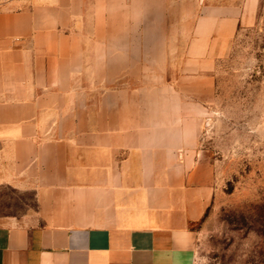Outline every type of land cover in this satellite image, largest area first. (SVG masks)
<instances>
[{
	"label": "crops",
	"instance_id": "0c3cea01",
	"mask_svg": "<svg viewBox=\"0 0 264 264\" xmlns=\"http://www.w3.org/2000/svg\"><path fill=\"white\" fill-rule=\"evenodd\" d=\"M256 11L0 0V264H194L209 198L194 94Z\"/></svg>",
	"mask_w": 264,
	"mask_h": 264
},
{
	"label": "rangeland",
	"instance_id": "374dc122",
	"mask_svg": "<svg viewBox=\"0 0 264 264\" xmlns=\"http://www.w3.org/2000/svg\"><path fill=\"white\" fill-rule=\"evenodd\" d=\"M194 95L209 180L208 203L189 225L194 264H264V0L216 60L209 90Z\"/></svg>",
	"mask_w": 264,
	"mask_h": 264
}]
</instances>
